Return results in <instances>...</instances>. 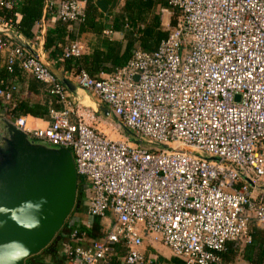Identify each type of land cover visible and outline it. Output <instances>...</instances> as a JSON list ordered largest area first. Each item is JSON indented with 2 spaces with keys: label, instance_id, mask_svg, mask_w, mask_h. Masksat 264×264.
Returning <instances> with one entry per match:
<instances>
[{
  "label": "built area",
  "instance_id": "obj_1",
  "mask_svg": "<svg viewBox=\"0 0 264 264\" xmlns=\"http://www.w3.org/2000/svg\"><path fill=\"white\" fill-rule=\"evenodd\" d=\"M167 1L180 18L155 50H135L100 78L76 74L78 86L117 119L110 133L71 104L64 85L31 52L33 42L0 22L7 69L18 66L62 104L49 109L45 127L29 125L24 115L11 122L35 142L68 148L78 176L89 182L87 214L114 216L102 239L67 246L68 264L106 260L117 244L126 264H142L141 228L185 264H223L219 253L228 241H249L250 221L264 231V0ZM84 5L44 0L35 38L47 13L78 22ZM82 49L75 40L59 60ZM15 89L0 87V99L11 102ZM123 129L130 137L111 136ZM68 237L87 234L75 228Z\"/></svg>",
  "mask_w": 264,
  "mask_h": 264
},
{
  "label": "trees",
  "instance_id": "obj_2",
  "mask_svg": "<svg viewBox=\"0 0 264 264\" xmlns=\"http://www.w3.org/2000/svg\"><path fill=\"white\" fill-rule=\"evenodd\" d=\"M7 1L12 3L10 8L5 5ZM43 7L44 0H0V22L32 41L35 38L36 22L43 16ZM163 9L174 12L168 25L163 22ZM49 17L52 16L47 13L45 18ZM179 18L180 11L170 6L167 0H85L83 19L78 22H64L55 19L53 28L45 33L43 47L52 58H59L66 45L77 40L81 33L89 32L94 37L93 42H90V49L87 52H81L78 56L62 59V63L67 70L72 69L75 74L84 70L92 77L99 78L102 72L111 73L123 66L136 49L155 50L160 41L167 37L177 25ZM106 29L123 32L125 40L123 51L120 43L109 39L104 33ZM22 45L27 49L26 44L22 43ZM6 65V55L0 53V87L16 86L14 83L16 73L9 71ZM14 93L15 91H13L12 103L5 105L8 115L17 117L27 113L38 114L33 104L29 103L30 98H16ZM88 184L86 178L78 176L75 205L66 217L61 230L39 253L26 258L24 264H68L70 255L67 251L62 252L60 246L67 243L74 247L73 241H82L80 237L75 239L68 237L73 229L86 231L87 236L92 238H99L103 234L104 230L99 224V217H93L92 225L89 227L81 221L73 225L70 223L72 215L84 213L87 210V205H83V202L87 195ZM64 227H69V230L64 232ZM248 232L250 239L244 242L241 254L252 264H264V231L252 220L249 223ZM238 247V241H228L226 249L219 253L221 259L226 262L232 259ZM123 248L119 244L116 248L118 249L117 255L113 259L112 257L110 259L111 255H109L106 261L116 258L118 264L120 259L117 257L122 254ZM159 261L157 264L166 262L163 259ZM173 261L174 264H185L177 257Z\"/></svg>",
  "mask_w": 264,
  "mask_h": 264
},
{
  "label": "water",
  "instance_id": "obj_3",
  "mask_svg": "<svg viewBox=\"0 0 264 264\" xmlns=\"http://www.w3.org/2000/svg\"><path fill=\"white\" fill-rule=\"evenodd\" d=\"M61 82L74 90L68 80ZM77 188L68 148L35 142L0 119V264H24L45 248L71 213Z\"/></svg>",
  "mask_w": 264,
  "mask_h": 264
},
{
  "label": "crops",
  "instance_id": "obj_4",
  "mask_svg": "<svg viewBox=\"0 0 264 264\" xmlns=\"http://www.w3.org/2000/svg\"><path fill=\"white\" fill-rule=\"evenodd\" d=\"M84 4V3H83ZM168 9H163V11H167ZM163 17V16H162ZM54 17H49V18H44V23L43 27H41L40 35L38 38H34L32 41L26 39L22 35L19 36V40L27 43V42H33V47H32V53L36 54L39 56L49 67V69L54 73L56 78L61 82V79H66L72 85H74V90H70L65 84V90L68 94L69 101L73 106H80L84 108V114L86 115V118L89 121V118L94 115L98 121V127L101 128L103 127V131L110 133L111 128L115 123L117 122V119L112 115L110 108L101 103L97 97L94 95H91L81 89L77 82H76V74L72 69L67 70L65 65L62 63V60H59V58L56 57H51L49 55V52L46 51L43 47L44 44V36L45 33L48 29H52L54 26ZM104 33L108 36L109 39H113L120 43L122 45V51L123 47L125 45V40L123 38V32L122 31H108V29L104 30ZM37 28L35 30V36L37 35ZM81 45L83 46L82 52H87L88 49H90V42H93L94 37L92 34L89 32H83L80 34L79 38L77 39ZM91 40V41H90ZM137 50V49H136ZM14 72L16 73L14 83L16 85V89L14 90L15 97L20 98V99H31L30 104H33V107H35L36 111L38 114H32V113H27L23 114L24 116L27 117V122L29 125L33 127H45L51 122V117L49 115V109H60L62 108V104L59 103L56 98L52 95H50L47 91L48 86L42 82L35 81L34 78L22 71L18 66L15 67ZM112 73V72H111ZM111 73H101L100 77H103L107 74ZM99 77V78H100ZM13 98V95H12ZM12 103L11 102H5L2 99L0 100V119H12L13 117L8 115L6 113V104ZM37 108H36V105ZM107 110L108 113L105 114L104 110ZM90 115V116H89ZM75 121V118L72 119ZM94 121H92L93 123ZM120 133H112V137H118L120 135H125L129 136V134L126 133V131L120 130ZM253 187V186H252ZM259 188L254 186V193L259 192ZM87 213V210H86ZM88 215V214H87ZM92 220L93 217L88 215V221H83V224H86L88 227L92 225ZM114 221V216L112 215L111 211L108 210L105 217L99 218V224L103 228L104 232L99 238H92L88 237L86 239H83L82 241L79 242V240L73 241L74 244H81L83 246H87L90 241L94 239H102L104 235L107 233L109 230L111 223ZM64 231V230H63ZM141 235L142 239L144 242V245L141 248V251L143 252L144 255V262L142 264H157L160 259H163L164 264H174V258H176L170 251V249L164 245L160 241H152L149 236H147L144 231L141 228ZM88 233V232H86ZM58 239L61 240L60 236H58ZM239 247L236 251V255L230 259L229 261L226 262V260H222L223 264H252L248 260H246L242 254L241 250L244 244V240L242 239H237ZM119 244L115 246L114 252L111 254L110 259L114 258L116 254V248L118 247ZM67 243H63L60 246V249L62 252H66L67 250ZM124 249V248H123ZM121 252V251H120ZM120 259V262L118 264H126L124 259H125V249L123 250L122 254L117 257ZM178 258V257H177ZM180 259V258H179ZM108 260V259H106ZM106 260H98L94 264H117V259L115 258L114 260L111 261H106ZM160 263V261H159Z\"/></svg>",
  "mask_w": 264,
  "mask_h": 264
},
{
  "label": "rangeland",
  "instance_id": "obj_5",
  "mask_svg": "<svg viewBox=\"0 0 264 264\" xmlns=\"http://www.w3.org/2000/svg\"><path fill=\"white\" fill-rule=\"evenodd\" d=\"M162 14H163V22H164V24L168 25V23L170 21V18L172 16V14H174V12H171L170 10H167V11H163ZM126 133L130 135V133L128 131H126ZM86 190H87V193H86L87 195L84 194L85 197H84V202H83V205H85V206L87 205L88 200H89V198H88V196H89L88 188H86ZM79 221H81V222H83V221L87 222L88 221V215H87L86 212H84V213H76V214L72 215L71 218H70L71 225H73V223L79 222ZM63 230H64V232H67L69 230V227H64ZM143 245H144V242H143Z\"/></svg>",
  "mask_w": 264,
  "mask_h": 264
}]
</instances>
